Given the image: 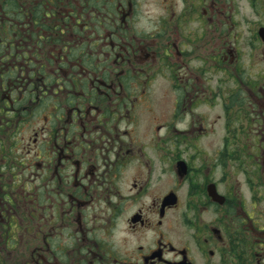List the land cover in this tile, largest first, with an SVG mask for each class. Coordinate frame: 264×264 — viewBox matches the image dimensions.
<instances>
[{
	"label": "flooded vegetation",
	"instance_id": "af4514ba",
	"mask_svg": "<svg viewBox=\"0 0 264 264\" xmlns=\"http://www.w3.org/2000/svg\"><path fill=\"white\" fill-rule=\"evenodd\" d=\"M0 264H264V0H0Z\"/></svg>",
	"mask_w": 264,
	"mask_h": 264
},
{
	"label": "rangeland",
	"instance_id": "374dc122",
	"mask_svg": "<svg viewBox=\"0 0 264 264\" xmlns=\"http://www.w3.org/2000/svg\"><path fill=\"white\" fill-rule=\"evenodd\" d=\"M158 14H159V13H157V15H158ZM220 74H221V73H220ZM206 75L209 76V77H212V76H213V82H214V85L216 86V84H217L216 79L218 78V76L216 75V73L209 72V73H207ZM213 82H211V83H213ZM156 85H157V87H158L159 89H161L163 83L160 82V81H157V82H156ZM156 92H158V94H157V96L155 97L154 107H155V108H158V109H161V108H166V107L169 105L168 108H170V107H171V104H170L171 101H170V99H171V97L173 98V94L171 93V95L169 94V96H167V97L169 98V101H170V102H169L168 99L165 98V95L162 94V92H159V91H156ZM205 107H206V109H207V108H215L216 110L219 108L218 106H213V105H212V107H208V106H205ZM201 109H202V108H201ZM218 110H221V107H220ZM212 111L215 112L214 110H212ZM217 133H218V131H217ZM217 133H216V134H217ZM223 134H224V130H223V128H222V123H221V124H220V129H219V134H217V135H219V136H223ZM201 146H202V148H203V146H204V148L207 149V152H209V153H212L213 149L216 147L215 144H208V143H202V144H200V147H201ZM203 216H204L205 218H208V217L211 216V214L208 213V212H205V213H203Z\"/></svg>",
	"mask_w": 264,
	"mask_h": 264
},
{
	"label": "water",
	"instance_id": "95a60500",
	"mask_svg": "<svg viewBox=\"0 0 264 264\" xmlns=\"http://www.w3.org/2000/svg\"><path fill=\"white\" fill-rule=\"evenodd\" d=\"M223 201V200H222Z\"/></svg>",
	"mask_w": 264,
	"mask_h": 264
}]
</instances>
